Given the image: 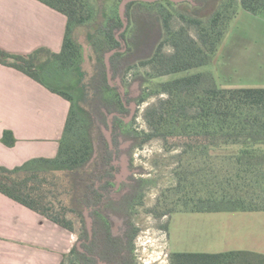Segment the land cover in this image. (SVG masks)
I'll return each instance as SVG.
<instances>
[{
	"label": "trees",
	"instance_id": "1",
	"mask_svg": "<svg viewBox=\"0 0 264 264\" xmlns=\"http://www.w3.org/2000/svg\"><path fill=\"white\" fill-rule=\"evenodd\" d=\"M36 1L66 18L61 50L54 53L39 48L18 55L0 49V65L26 75L70 107L56 155L32 158L11 169L0 167V193L77 235L79 247L64 255L60 264H124L120 255L101 257L95 228L92 224L89 236L83 213L89 211L93 218L109 200L113 151L106 140L104 148L99 147V136L104 139L101 130L109 129L108 116L114 114L115 148V123L121 121L118 115L129 113L126 106L130 101L121 95L115 80L126 70L124 56L131 50L126 35L136 20L135 9L143 8L150 16L155 10L163 32L153 52L139 64L149 66L152 77H169L137 101L141 104L147 96L164 95L144 110L147 130L140 133L137 144L142 147L159 140L165 151L179 150L173 169L175 184L159 195L156 214L264 212V88H222L210 71H194L209 65L238 10L261 16L264 0H218L205 18L179 13L176 6L186 1H131L124 9L127 27L122 33L121 0L103 23L97 22L98 0ZM174 16L182 23L177 29L171 24ZM83 26L92 34L86 50L93 61L92 90L104 98L91 102L82 112L76 109L70 92L50 86L48 80L83 62L84 50L74 37V31ZM121 42L126 44L125 53ZM165 46L172 49L171 54L164 52ZM112 50L109 72L113 86L108 83L104 63L105 54ZM0 142L12 147L15 139L10 131H4ZM70 216L77 219L78 229ZM168 263L264 264V254L171 252Z\"/></svg>",
	"mask_w": 264,
	"mask_h": 264
},
{
	"label": "rangeland",
	"instance_id": "2",
	"mask_svg": "<svg viewBox=\"0 0 264 264\" xmlns=\"http://www.w3.org/2000/svg\"><path fill=\"white\" fill-rule=\"evenodd\" d=\"M116 2L97 1V22L106 20ZM217 2L189 0L175 9L179 13L205 18L214 10ZM135 12L136 20L126 35L131 49L124 56L126 70L115 80L117 85L118 82L120 84V91L126 93L130 105H133V112L130 119L126 114L120 122L115 123V148L110 133L115 170L109 200L93 218L89 217V211L84 213H87L95 228L102 258L120 255L124 264H169L168 255L171 252H224V248L232 245H225L217 233L221 217L226 214H156L159 195L175 184L173 169L179 150L165 151L159 140H152L142 147L137 144L140 133L147 130L143 121L144 110L164 95L147 96L141 104L137 101L169 77H152L149 66H140L139 62L149 56L163 38V32L155 10L151 11L152 16L143 8L135 9ZM171 24L173 29L182 25L177 16L173 17ZM189 33L195 38L193 28ZM74 37L84 50L83 62L76 69L60 73L55 78L50 77L48 84L70 92L76 109L83 112L91 102L104 97L92 90L93 61L86 55L92 39L90 28H77ZM121 46L125 53L126 44L121 42ZM164 52L171 54L172 49L165 46ZM194 71H210L219 87L264 88V14L254 16L239 9L217 55L209 65ZM218 79L233 83L223 86ZM101 131L104 139L99 136V147L104 148L105 132L109 129ZM70 217L78 229L77 219ZM113 220L117 226L112 227ZM113 230L117 232L114 234ZM99 264L104 263L101 261Z\"/></svg>",
	"mask_w": 264,
	"mask_h": 264
},
{
	"label": "crops",
	"instance_id": "3",
	"mask_svg": "<svg viewBox=\"0 0 264 264\" xmlns=\"http://www.w3.org/2000/svg\"><path fill=\"white\" fill-rule=\"evenodd\" d=\"M65 26L62 14L36 0H0V49L7 53L25 55L39 48L58 53ZM218 80L223 86L233 83ZM69 107L26 75L0 65V137L10 131L15 139L12 147L0 142V167L54 157ZM211 214H226L217 233L232 245L224 252L264 254V212ZM77 245L75 234L0 193V264H60Z\"/></svg>",
	"mask_w": 264,
	"mask_h": 264
},
{
	"label": "water",
	"instance_id": "4",
	"mask_svg": "<svg viewBox=\"0 0 264 264\" xmlns=\"http://www.w3.org/2000/svg\"><path fill=\"white\" fill-rule=\"evenodd\" d=\"M131 1H142V2L153 3V2H156V1H159V0H122L120 5H119V17H120V19L122 21V29H121V31L119 33H122L127 27V22H126V20L124 18V9H125L126 4L131 2ZM169 1H171L173 3H181V2H184V1H188V0H169ZM117 39H118V37H117ZM114 52H115V50H112V51L108 52L107 54H105V57H104V63H105L106 71H107V79H108V83L111 86H112V81H111V75H110V72H109V58ZM118 85H120L119 82H118ZM130 108H131V110L133 112V105H130ZM105 135H106V138H107L108 143L110 145V132L106 131ZM84 217H85V223H86V228H87L88 234H89V236H91V220L87 216L86 212L84 213Z\"/></svg>",
	"mask_w": 264,
	"mask_h": 264
},
{
	"label": "flooded vegetation",
	"instance_id": "5",
	"mask_svg": "<svg viewBox=\"0 0 264 264\" xmlns=\"http://www.w3.org/2000/svg\"><path fill=\"white\" fill-rule=\"evenodd\" d=\"M122 51H123V49H122ZM112 86H113V84H112ZM119 86V85H118ZM120 87V86H119ZM119 90H121L120 88H119ZM121 92V95L124 97L125 96V94L126 93H123L122 91H120ZM126 108H128L129 109V113L127 114V119H130L131 118V115H132V110H131V108H130V103L126 106ZM123 116H125V115H121V114H119L118 115V117L120 118V119H122L123 118ZM110 117V118H109ZM114 117V114H111V115H109L108 116V126H109V132L112 134V132H113V130H114V126H112V124H111V120H112V118ZM115 128H116V125H115ZM113 136V135H112ZM105 137H106V135H105ZM105 140H107V138L105 139ZM108 141V140H107ZM109 145V144H108ZM109 147L111 148V146L109 145ZM114 170H115V167H114ZM114 173V171H112V174ZM114 180V179H113ZM113 182V181H112ZM76 247H79V242H78V245L76 246ZM99 264V263H98Z\"/></svg>",
	"mask_w": 264,
	"mask_h": 264
}]
</instances>
